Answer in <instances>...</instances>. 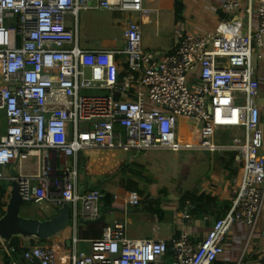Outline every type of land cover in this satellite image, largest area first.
<instances>
[{
	"label": "built area",
	"instance_id": "obj_1",
	"mask_svg": "<svg viewBox=\"0 0 264 264\" xmlns=\"http://www.w3.org/2000/svg\"><path fill=\"white\" fill-rule=\"evenodd\" d=\"M257 3L256 31L244 33L237 14L215 30L187 34L175 52L160 57L144 43L142 22L154 12L147 0H0V182L9 187L0 219L15 181L23 201L81 204V220L100 218L101 191L81 193L82 151H232L238 170L230 210L202 242L195 244L184 230L172 239L174 264L220 259L231 230L238 224L254 229L264 210L257 104L264 0ZM95 7L134 15L124 50L80 45L69 17ZM238 7L236 0L226 3L230 12ZM119 55L127 61L123 71ZM105 90L110 94L94 93ZM141 199L138 189H124L126 207ZM193 208L188 201L177 216L192 218ZM79 222L72 221L53 245H28L12 264H164L168 241L130 238L122 220L80 249ZM0 244L4 248L1 236ZM252 264H264V254Z\"/></svg>",
	"mask_w": 264,
	"mask_h": 264
},
{
	"label": "crops",
	"instance_id": "obj_2",
	"mask_svg": "<svg viewBox=\"0 0 264 264\" xmlns=\"http://www.w3.org/2000/svg\"><path fill=\"white\" fill-rule=\"evenodd\" d=\"M236 1L239 3V7L234 12H230L226 9L228 0H147L154 12L150 19L142 22L145 47L152 52L158 53L160 57H164L175 52L187 34L202 32L204 30H215L219 28L224 21L231 20L237 14L243 18L244 33L256 31L260 22L257 0ZM96 5L97 3H95V6ZM92 10H100L108 13L111 17V22L121 26L122 36L120 38H106L103 36L107 40L102 41L100 37H92L89 35L85 37V47H83L82 28H86V30L90 29V31H92V28L89 26V21L84 20L82 22V11L78 19L76 18L77 16H70L68 20L69 26L79 33L80 45L89 50H124L127 47L125 30L128 22L130 19L134 18V15L132 13L97 7L84 11ZM98 27L110 30V24L106 21H99ZM118 59L121 65V71H123L127 63L126 58L125 56L119 55ZM121 74L123 75L124 73L121 72ZM258 75L260 79V89L257 97V104L261 111V123L264 131V90L261 91V89H264V60L261 62ZM106 91L107 90L99 91L97 94H102V92ZM94 93H96V91ZM108 94H110V91H108ZM233 133L234 132H230L229 134L232 135ZM103 151L110 150H101L99 152ZM86 152H81L82 154L80 153L78 157L79 166L81 165L82 168L79 177L80 189H82L86 181H88L92 189H97L99 187L97 185V177L104 175H101L103 173L100 171H96L95 166H92L88 162V158L85 154ZM123 152H135V154L138 155L132 156V158H129V156L128 158L126 157L128 162H126L125 165L129 166L128 174L130 176L141 177V185L138 187L128 185L119 187V183L112 180L117 171L115 173H108L106 171L105 175H113V178H107L102 183V186L103 189L115 194V202L112 206L115 208V211L107 215L106 221L108 225H113L116 220H122L126 223L127 234L130 238L167 240L169 242L172 241L179 230H184L191 235V239L195 244L202 242L214 226L216 222L215 217L210 215H205V217L202 218L194 217L193 210L195 209V205L192 201L194 205L192 218L184 219L177 216V213L183 211L187 202L190 201L188 200L183 206L180 203L181 192L192 190L199 182H201L202 185V192L219 195L221 200L233 202L235 195L233 185L237 171L231 170L232 168L238 170V157L232 151H222L215 154L202 151H189L193 153L186 157L184 162L181 161V152L177 153L170 151L172 154L162 160L157 168L152 164L148 154L149 151ZM262 154L264 155V147L262 148ZM138 157H141L142 162H140ZM167 161L172 163L173 173L171 176H163V174H161L162 167ZM151 167H154L153 172L151 171ZM136 169H139L140 175L134 173ZM190 171L195 172L196 182L191 186L185 187L184 185L186 183L183 181L181 182L180 178L181 176L186 177ZM87 172L90 175L89 177ZM155 172L157 175H155ZM232 172L234 175H232ZM95 186L98 187L94 188ZM114 187H116L117 190H114ZM126 187L138 189L139 195L142 197L141 201L132 203L126 207L124 202V189ZM121 191L122 194L119 193ZM24 202H45L52 206H56L57 211V206L63 205L48 200L41 202ZM101 206L102 210L106 208H103L102 203ZM81 211V204H79L77 208L73 206V221L78 222L80 220ZM57 213L50 215L46 214V219L54 217ZM26 217L40 218L33 214L27 215ZM79 239V248L87 250L90 247V241L92 239ZM25 240L27 246L34 243H43V245L49 246L56 242L55 237L45 242H41L35 238H27ZM9 246H4V248L0 249V264H6L3 253L8 255L9 261L7 264H12L14 261L11 257V252L14 248H12V246L8 248ZM261 254H264V210L254 229L246 224H238L231 230L225 242V253L214 264H252L258 260ZM164 264H166L165 261Z\"/></svg>",
	"mask_w": 264,
	"mask_h": 264
},
{
	"label": "rangeland",
	"instance_id": "obj_3",
	"mask_svg": "<svg viewBox=\"0 0 264 264\" xmlns=\"http://www.w3.org/2000/svg\"><path fill=\"white\" fill-rule=\"evenodd\" d=\"M81 19L82 22L84 20L89 21V26H91V30L86 28H82V45L85 47L84 39L86 36L91 35L92 37H100L102 38V41H106V38H111V37H121L122 36V28L119 24L115 25L111 22V17L109 16L108 13L102 12L100 10H92V11H83L81 13ZM15 21V19H13ZM99 21H106L110 24V30L105 29V28H100L98 27ZM16 25V24H15ZM105 36V37H103ZM264 89H261L263 91ZM99 91H96V93ZM102 94H108V91L102 92ZM101 150H95V151H88L86 152V156L88 158V162L92 165L95 166L96 171H100L101 175H105L106 171L108 173H115L116 171H119L120 168L128 162V156L129 158H132V156H138L135 154V152H130L126 153L121 150H110V151H103L99 152ZM187 151V152H185ZM193 152H189V150H183L180 153L181 161L184 162L185 158L192 155ZM152 164L155 168L161 163L162 160L166 159L169 157L172 153L167 150H152L148 152ZM124 157H125V162H124ZM127 157V158H126ZM140 162H142L141 157H138ZM123 162V163H122ZM145 162V161H144ZM143 162V163H144ZM122 163V164H121ZM147 164V162H146ZM151 164V163H150ZM149 164V165H150ZM154 167H151V171H154ZM134 173L140 175L139 169H136ZM155 175L157 173L155 172ZM196 174L194 171H190L186 177L181 176L180 180L181 182H185L186 186H191L193 185L196 180L195 177ZM119 181V187H124L125 185L132 186V187H138L141 185L142 179L140 176L133 177L130 176L129 174L126 175L125 177L121 175V177L117 180ZM182 187V184H181ZM114 190H117L116 187H114ZM122 194V191L119 192ZM123 198V196H122ZM56 206H52L48 203H29V202H24L21 210V215L23 217H26L27 215H37L38 217L42 218L43 220L46 219V214H54L57 213ZM51 217V216H50ZM38 218V219H40ZM9 246L8 248H10Z\"/></svg>",
	"mask_w": 264,
	"mask_h": 264
},
{
	"label": "trees",
	"instance_id": "obj_4",
	"mask_svg": "<svg viewBox=\"0 0 264 264\" xmlns=\"http://www.w3.org/2000/svg\"><path fill=\"white\" fill-rule=\"evenodd\" d=\"M86 152V151H82ZM138 153V152H137ZM82 154V153H81ZM80 171H81V165ZM128 165H125L114 174L113 181H116V183H119L117 181L121 175L126 176L128 175ZM83 171V170H82ZM231 171H237L236 169H233ZM88 177L90 176L87 172ZM232 175L233 172H232ZM109 177L113 178V175H104V176H98L97 185L99 186L97 189H99L102 193V200L101 203L104 207H112L115 202V194L103 189L102 183ZM9 198V187L5 181L0 182V205H3L2 201H5ZM190 200L194 203L195 209L193 210L194 217L196 218H202L205 217V215H210L215 217V221L225 217L228 210L233 205V202L221 200L219 195L211 194V193H205L202 192V185L201 182L198 183V185L193 188L192 190L182 191L180 196V203L184 206L185 203ZM61 207L60 205L57 206L59 209ZM103 212V210H102ZM106 226H108V222H101V223H88L86 224L84 220L80 219L79 227H78V237L81 239H99L102 238L104 235V231ZM26 240L24 238H16L11 242L12 248L14 250L11 252V257L14 260H20L26 247L27 243H25ZM174 242L169 241L168 242V249L167 253L165 255V262L166 264H174L175 261V251H174ZM2 248V245L0 244V249ZM4 259L6 264L9 261L8 255L6 253H3Z\"/></svg>",
	"mask_w": 264,
	"mask_h": 264
},
{
	"label": "water",
	"instance_id": "obj_5",
	"mask_svg": "<svg viewBox=\"0 0 264 264\" xmlns=\"http://www.w3.org/2000/svg\"><path fill=\"white\" fill-rule=\"evenodd\" d=\"M12 173L17 175L15 167H12ZM98 186H95L96 188ZM92 187L86 181L81 189L82 194H86ZM23 197L19 182L13 183V191L5 215L0 219V236L4 240L5 246H9L16 238H35L41 242L51 240L58 236L73 221V206L71 203H65L58 209V213L49 219L42 220L38 218L23 217L21 215ZM114 207H106L100 218L96 220H87L88 223L105 222L107 215L114 212Z\"/></svg>",
	"mask_w": 264,
	"mask_h": 264
},
{
	"label": "bare ground",
	"instance_id": "obj_6",
	"mask_svg": "<svg viewBox=\"0 0 264 264\" xmlns=\"http://www.w3.org/2000/svg\"><path fill=\"white\" fill-rule=\"evenodd\" d=\"M172 173V163L170 161L165 162L162 167L161 174H163V176H171Z\"/></svg>",
	"mask_w": 264,
	"mask_h": 264
}]
</instances>
